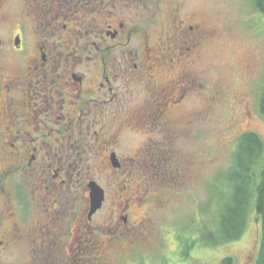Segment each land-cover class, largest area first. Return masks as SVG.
Returning <instances> with one entry per match:
<instances>
[{
    "label": "flooded vegetation",
    "instance_id": "obj_1",
    "mask_svg": "<svg viewBox=\"0 0 264 264\" xmlns=\"http://www.w3.org/2000/svg\"><path fill=\"white\" fill-rule=\"evenodd\" d=\"M184 4L0 0V264H110L121 240L125 249L133 246L131 204L120 192L133 190L145 205L146 175L130 189L126 172H146L160 148L148 145L123 159L111 142L122 125L151 129L171 118V105L190 92L186 68L181 80L172 78L177 55L189 59L196 43L190 45V18L176 16ZM143 9L154 13L147 26L164 22L155 12L163 9L168 20L175 11L166 22L174 33L180 29L178 53L164 33L158 46L154 33L144 34L136 14ZM133 87L141 107L131 115ZM86 166L114 177L125 172L127 180L118 176L113 188L120 192L110 197L112 183L83 182L81 173L92 170ZM92 188L103 196L94 212ZM110 199L123 201L122 211L108 206Z\"/></svg>",
    "mask_w": 264,
    "mask_h": 264
},
{
    "label": "rangeland",
    "instance_id": "obj_2",
    "mask_svg": "<svg viewBox=\"0 0 264 264\" xmlns=\"http://www.w3.org/2000/svg\"><path fill=\"white\" fill-rule=\"evenodd\" d=\"M255 2L185 0L183 9L177 13L179 19L190 18V45L193 38L196 43L189 59L177 55L179 68L172 72V78L181 80L180 69L186 68L190 81L184 83L190 85V92L178 105H171L176 106L171 118L163 116L151 129L142 124L135 129L122 125L111 142L123 159L137 156L139 148L148 145L160 148L158 160L153 166L147 164L146 172L132 167L126 172L132 176L130 189L146 175L145 187L150 193L144 206L136 203L133 190L127 193L113 188L118 176L127 180L125 172L114 177V172L86 166L92 170L85 167L81 173L83 182L92 178L101 184L112 183L110 197L114 198L119 191L131 204V221L136 229L133 232L137 236L133 235L132 247L125 249L126 242L121 240L120 248L116 245L111 249L108 262L114 263L110 264H217L226 257H231L234 264H256L262 229L253 205L240 239L218 247L195 241L205 225L212 226L215 222L217 204L211 202L213 192L225 181L238 139L247 132H255L264 141V117L259 111L264 90V16ZM174 12L167 13L168 20ZM136 14L142 18L144 34L154 33L155 46L160 44L159 38L164 33L177 47L176 52L181 50L176 39L180 29L174 33L169 28L163 9L155 15L163 19L164 25L157 19L155 26H147L146 20L154 14L148 9ZM132 89L128 107L131 115L141 107L135 98L137 87ZM181 91L179 85V99ZM113 110L116 113L115 107ZM97 159L98 156L94 160ZM112 199L107 205L122 211L123 201Z\"/></svg>",
    "mask_w": 264,
    "mask_h": 264
},
{
    "label": "trees",
    "instance_id": "obj_3",
    "mask_svg": "<svg viewBox=\"0 0 264 264\" xmlns=\"http://www.w3.org/2000/svg\"><path fill=\"white\" fill-rule=\"evenodd\" d=\"M255 3L264 16V0H256ZM259 111L264 117V90ZM213 196L211 202L217 204L215 222L212 226L205 225L195 241L203 246L218 247L240 239L246 228L249 208L253 205L262 229L256 264H264V141L260 135L247 132L238 139L232 166L222 187H215ZM217 264H234V260L226 257Z\"/></svg>",
    "mask_w": 264,
    "mask_h": 264
},
{
    "label": "water",
    "instance_id": "obj_4",
    "mask_svg": "<svg viewBox=\"0 0 264 264\" xmlns=\"http://www.w3.org/2000/svg\"><path fill=\"white\" fill-rule=\"evenodd\" d=\"M103 200L102 192H99L97 188H92V212L96 211L101 206Z\"/></svg>",
    "mask_w": 264,
    "mask_h": 264
}]
</instances>
